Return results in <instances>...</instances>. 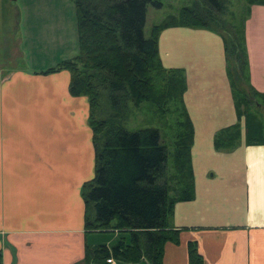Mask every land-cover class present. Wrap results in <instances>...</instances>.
I'll use <instances>...</instances> for the list:
<instances>
[{
	"label": "crops",
	"instance_id": "0c3cea01",
	"mask_svg": "<svg viewBox=\"0 0 264 264\" xmlns=\"http://www.w3.org/2000/svg\"><path fill=\"white\" fill-rule=\"evenodd\" d=\"M55 14L59 27L63 14ZM245 38L250 83L264 93V4L251 7ZM61 41L53 64L37 69L7 68L0 54V264H84L86 245L101 244L98 232L86 230L82 195L96 166L90 103L71 93L69 70L45 72L76 55L63 35ZM158 45L165 67L185 70L194 126L195 197L174 206L180 243L166 244L164 264H189V241L198 243L207 264H264V145H248L245 128L236 149L214 145L219 130L238 122L223 37L172 26Z\"/></svg>",
	"mask_w": 264,
	"mask_h": 264
},
{
	"label": "trees",
	"instance_id": "16d2710c",
	"mask_svg": "<svg viewBox=\"0 0 264 264\" xmlns=\"http://www.w3.org/2000/svg\"><path fill=\"white\" fill-rule=\"evenodd\" d=\"M227 2L182 6L154 24L147 37L148 6L158 1L75 0L78 52L45 72L69 70L71 93L90 103L96 166L82 190L86 230L118 232L112 246L87 244L84 264H109L111 258L164 264L166 244L180 243L181 230L172 219L177 202L195 197L194 126L184 100L185 70L165 67L159 54L165 28H204L223 37L238 122L216 133V150L236 149L243 128L248 145H264V119L257 111L264 107V93L250 83L245 38L251 7L264 0H244L245 14L231 19ZM145 107L153 110L156 119L149 123L157 126L128 129L133 108ZM188 256L189 264H207L196 241L188 242Z\"/></svg>",
	"mask_w": 264,
	"mask_h": 264
},
{
	"label": "rangeland",
	"instance_id": "374dc122",
	"mask_svg": "<svg viewBox=\"0 0 264 264\" xmlns=\"http://www.w3.org/2000/svg\"><path fill=\"white\" fill-rule=\"evenodd\" d=\"M156 1L159 5L150 3L148 6L145 26L147 37L150 36L154 24L159 23L165 16L176 13L182 6H192L196 0ZM227 7L228 19H231L233 13L237 14L238 17L243 13L245 14L244 0H228ZM59 10L63 14V18L60 14V20L63 21L62 23L59 21L58 27L53 22L56 15L55 11ZM19 11L23 13L21 29L24 42L22 47H19L21 46L20 36L17 35L20 19ZM76 20L75 0H0V54L4 53V56H7V58L5 57V59H8L7 68L23 66L28 69H37L53 64L54 61L52 60L62 45V35L67 39V47L71 49L73 46L78 50ZM57 28H59V31ZM66 46H63L62 49L64 50ZM257 111L264 119V107L259 108ZM151 118L156 119L153 110L148 107L142 110L133 108L126 126L130 130L142 126H157L158 123H149ZM242 125L245 127L244 120H242ZM110 235L111 233L108 232L98 233L95 239L101 244L117 239Z\"/></svg>",
	"mask_w": 264,
	"mask_h": 264
},
{
	"label": "built area",
	"instance_id": "2783aa9c",
	"mask_svg": "<svg viewBox=\"0 0 264 264\" xmlns=\"http://www.w3.org/2000/svg\"><path fill=\"white\" fill-rule=\"evenodd\" d=\"M107 261L109 264H116V261L114 258L108 259Z\"/></svg>",
	"mask_w": 264,
	"mask_h": 264
}]
</instances>
